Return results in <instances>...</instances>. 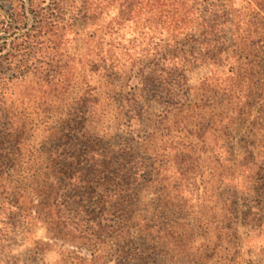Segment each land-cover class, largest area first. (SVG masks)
Wrapping results in <instances>:
<instances>
[{
    "label": "rangeland",
    "instance_id": "rangeland-1",
    "mask_svg": "<svg viewBox=\"0 0 264 264\" xmlns=\"http://www.w3.org/2000/svg\"><path fill=\"white\" fill-rule=\"evenodd\" d=\"M141 1L67 0L0 94V264H264V0Z\"/></svg>",
    "mask_w": 264,
    "mask_h": 264
},
{
    "label": "trees",
    "instance_id": "trees-1",
    "mask_svg": "<svg viewBox=\"0 0 264 264\" xmlns=\"http://www.w3.org/2000/svg\"><path fill=\"white\" fill-rule=\"evenodd\" d=\"M9 6L8 17L2 12L3 5L0 4V28L9 32L13 37L11 51L4 55L0 54V94H2L7 85L14 79L25 76L31 71L27 63V53L38 44V38L43 30L54 25V19H60L54 16L55 13L64 14L65 3L67 0H5ZM108 1V0H107ZM159 0H154L158 2ZM100 5L102 0H95ZM142 2L141 0H120L121 13L130 14L133 12L134 4ZM46 3L43 8L42 4ZM64 10V11H63ZM31 17L34 18L33 25L29 28L28 22ZM1 17H4L1 19ZM4 45H8L5 44Z\"/></svg>",
    "mask_w": 264,
    "mask_h": 264
}]
</instances>
